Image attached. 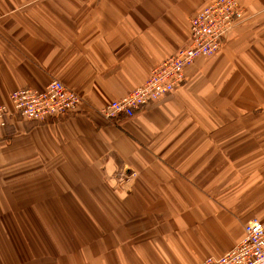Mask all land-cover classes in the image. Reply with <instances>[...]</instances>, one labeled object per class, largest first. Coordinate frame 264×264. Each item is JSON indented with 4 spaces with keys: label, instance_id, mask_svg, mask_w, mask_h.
Returning a JSON list of instances; mask_svg holds the SVG:
<instances>
[{
    "label": "crops",
    "instance_id": "1",
    "mask_svg": "<svg viewBox=\"0 0 264 264\" xmlns=\"http://www.w3.org/2000/svg\"><path fill=\"white\" fill-rule=\"evenodd\" d=\"M212 1L0 0V106L52 80L82 99L0 121V264H204L264 221V0H236L235 31L173 94L100 116L190 46Z\"/></svg>",
    "mask_w": 264,
    "mask_h": 264
},
{
    "label": "built area",
    "instance_id": "2",
    "mask_svg": "<svg viewBox=\"0 0 264 264\" xmlns=\"http://www.w3.org/2000/svg\"><path fill=\"white\" fill-rule=\"evenodd\" d=\"M242 9L236 0H213L190 21V46L165 59L153 69L147 81L127 96L100 111L107 122L133 118L138 112L173 94L185 80V70L199 58L217 55L238 24ZM12 108L0 106V121L19 116L44 122L77 112L82 99L59 80L43 91L22 89L10 96ZM204 264H264V221L245 226V236L233 250Z\"/></svg>",
    "mask_w": 264,
    "mask_h": 264
},
{
    "label": "rangeland",
    "instance_id": "3",
    "mask_svg": "<svg viewBox=\"0 0 264 264\" xmlns=\"http://www.w3.org/2000/svg\"><path fill=\"white\" fill-rule=\"evenodd\" d=\"M17 117V116H16ZM65 117V116H64ZM19 119V118H18ZM22 119V118H21ZM59 119V118H58ZM61 119H62V117H61ZM23 120V119H22ZM24 121V120H23ZM55 121H58V120H55ZM28 122V121H27ZM4 125L6 124V122H4L3 123ZM29 125L30 126H33V127H36V126H41V125H45V124H42V122H38V123H29ZM119 171L120 172H118V173H116L115 175H113V176H111V177H115V180L117 181V182H119L121 185H122V183H123V180H125L126 181V183H127V180H128V178H126V177H129L128 175H126L125 173H121V172H124L123 170H122V168L121 169H119ZM126 175V176H125ZM126 178V179H125ZM112 187V189L113 188H115V190H116V188L117 187H113V186H111Z\"/></svg>",
    "mask_w": 264,
    "mask_h": 264
}]
</instances>
